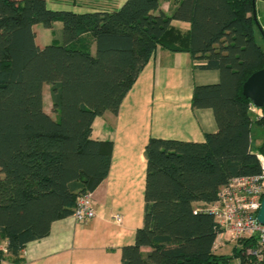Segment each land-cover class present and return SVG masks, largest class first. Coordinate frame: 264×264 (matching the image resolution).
Here are the masks:
<instances>
[{
  "label": "trees",
  "instance_id": "1",
  "mask_svg": "<svg viewBox=\"0 0 264 264\" xmlns=\"http://www.w3.org/2000/svg\"><path fill=\"white\" fill-rule=\"evenodd\" d=\"M255 4L126 0L78 14L49 10L45 0H0V264L22 262L26 244L47 237L106 179L112 143L94 140L92 123L117 114L158 49L187 53L196 69L219 73L218 83L196 86L191 97L192 109L212 111L217 130L200 143L148 140L143 225L121 249V263L230 262L214 253L217 226L203 209L231 178L258 174L257 156L264 159V141L254 149L251 141L264 108L257 116L241 92L264 68ZM54 23L59 34L37 46L33 26ZM44 86L53 116L44 111Z\"/></svg>",
  "mask_w": 264,
  "mask_h": 264
},
{
  "label": "crops",
  "instance_id": "2",
  "mask_svg": "<svg viewBox=\"0 0 264 264\" xmlns=\"http://www.w3.org/2000/svg\"><path fill=\"white\" fill-rule=\"evenodd\" d=\"M125 1L45 0L49 10L78 14L115 10ZM168 6L161 3L160 8L167 12ZM172 25L183 32L188 29L184 23ZM36 26L41 25L33 26L35 42ZM60 28V23H54L52 29L40 32L50 39L59 34ZM218 81L217 71L196 69L187 53L158 49L117 114L105 112L92 123V138L112 143L108 175L92 192L95 218L84 223L71 216L54 221L47 237L26 244L18 264H122L121 249L133 244L136 231L143 225L148 140L200 143L206 135L215 133L212 111L192 109L191 97L196 86ZM114 216L120 217L119 223L113 221Z\"/></svg>",
  "mask_w": 264,
  "mask_h": 264
},
{
  "label": "built area",
  "instance_id": "3",
  "mask_svg": "<svg viewBox=\"0 0 264 264\" xmlns=\"http://www.w3.org/2000/svg\"><path fill=\"white\" fill-rule=\"evenodd\" d=\"M257 116L262 110L253 108ZM260 172L252 176L231 178L218 193L217 200L205 207L217 226L214 249L229 242H237L239 254L232 256L228 264H264V224L256 220L264 197V159L257 156ZM92 193L77 199L71 217L79 223L95 218ZM113 221L120 222L114 216ZM241 242L245 245H241Z\"/></svg>",
  "mask_w": 264,
  "mask_h": 264
},
{
  "label": "rangeland",
  "instance_id": "4",
  "mask_svg": "<svg viewBox=\"0 0 264 264\" xmlns=\"http://www.w3.org/2000/svg\"><path fill=\"white\" fill-rule=\"evenodd\" d=\"M255 11H256V20L260 25L261 30V37L256 34L255 41L259 44V46L264 50V0H256L255 4ZM38 39L36 41L37 46L44 47L50 44L51 40L55 37L48 38V34L44 37L40 30L43 28L41 26H36ZM43 104H44V111L50 115L51 114V103L49 100L48 95V87L44 86L43 88ZM251 141H252V148H257L263 141H264V126H257L253 125L251 129ZM237 242H229L225 246H219L214 249V253L216 255H224L230 256L232 258L233 249L237 248Z\"/></svg>",
  "mask_w": 264,
  "mask_h": 264
},
{
  "label": "water",
  "instance_id": "5",
  "mask_svg": "<svg viewBox=\"0 0 264 264\" xmlns=\"http://www.w3.org/2000/svg\"><path fill=\"white\" fill-rule=\"evenodd\" d=\"M242 95L250 102V105L257 109L264 108V68L252 73L242 84ZM256 220L264 224V197L261 200Z\"/></svg>",
  "mask_w": 264,
  "mask_h": 264
}]
</instances>
